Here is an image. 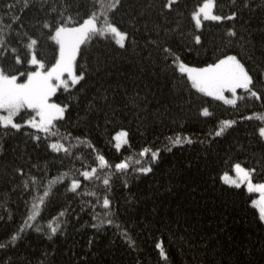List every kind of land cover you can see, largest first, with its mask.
Segmentation results:
<instances>
[{
    "label": "trees",
    "instance_id": "obj_1",
    "mask_svg": "<svg viewBox=\"0 0 264 264\" xmlns=\"http://www.w3.org/2000/svg\"><path fill=\"white\" fill-rule=\"evenodd\" d=\"M167 2L119 0L110 18L127 33L124 44L111 33L82 43L74 71L84 75L52 96L68 105L59 135L0 126V264H264L256 192L221 177L240 163L252 182H264V120L256 115H264V99L238 88L236 103L226 104L192 87L178 65L202 67L235 55L264 95V0H214L223 19H201L199 28L191 12L201 0H173L165 8ZM93 4L0 0V67L33 71V51L50 66L58 46L44 21H82ZM28 37L37 40L33 50ZM30 113L22 109L16 120ZM225 120L233 123L215 134ZM119 130L126 141L118 149ZM176 135L188 139L171 144ZM53 139L68 151L48 147ZM144 148L159 149L157 158L151 151L142 156ZM121 160L128 167L116 169ZM93 167L85 178L83 170ZM74 178L80 184L71 188ZM38 195L43 202L33 207Z\"/></svg>",
    "mask_w": 264,
    "mask_h": 264
},
{
    "label": "snow or ice",
    "instance_id": "obj_2",
    "mask_svg": "<svg viewBox=\"0 0 264 264\" xmlns=\"http://www.w3.org/2000/svg\"><path fill=\"white\" fill-rule=\"evenodd\" d=\"M119 4V0H94L92 10L89 14L85 15L82 21H72L69 16L66 20H58L54 24L49 21H44V27L48 28L51 32L50 38L55 41L58 46L55 61L50 66H46L42 59H37L35 52L33 51L28 58V64L34 65V71H27L24 74L19 72L15 74H9L2 67H0V126H11L13 129H21L22 125H30L32 129L38 130L45 134L46 138H50L51 135H59L58 131H55L56 124L60 118L65 116V109L68 105H62L55 103L50 99L53 93L57 91L59 86H63L65 89L70 88L76 84L84 75L80 72L79 75L74 71V62L76 61L77 52L80 49L83 42L91 39L94 35L105 36L109 33L117 37V43L123 45L124 38L127 36L126 32L120 31V29L111 22L110 10L115 9ZM172 6V0H168L164 4L165 8ZM214 0H201L195 6V10L191 12L192 19L195 22L197 28L201 26V18L211 20H221L223 17L216 15L214 12ZM236 13H230V16H235ZM15 19V17H14ZM229 32L232 29H228ZM2 32V29H0ZM195 39L199 41L200 37L196 36ZM3 40V36L0 35V41ZM37 44V40L34 37H28L26 47L29 50H33ZM170 51V49H166ZM15 52V49H13ZM16 62L21 63V57L17 55L15 57ZM177 63V60L173 61ZM179 71L181 73H187L188 79L192 83V87L198 89L200 92H205L209 96L219 97L226 104L236 103L237 89H244L247 94L256 99H264V95L255 91L252 88V76L249 74L245 65L240 62L235 55H223L219 59H216L214 63H207L202 67H193L185 64L183 61H179ZM46 69V70H45ZM19 77V79H18ZM26 77V78H25ZM229 89L232 92V97L224 95V90ZM22 109L31 110L32 115L28 119L22 120V123L16 122L14 117L17 116ZM204 113L208 112V108L205 107L201 110ZM261 120H264V115L256 114ZM233 121H222V126L217 128L215 134H219L223 131V126L232 124ZM259 134L264 136V126L258 129ZM119 135V134H118ZM39 139V135L33 137ZM188 139L185 136L183 139L180 135H176L175 138H170L171 144H182L184 140ZM48 147L56 149H64L68 151V146L61 143L60 140H51ZM116 147L119 149L120 144L117 143ZM151 151L148 148L141 149L140 154ZM160 150L151 151L152 159L157 158V153ZM97 159L100 161L101 166L106 165L107 161L103 155H99ZM128 164L125 160H121L116 163V169L127 168ZM236 169L237 176L235 179L229 180V183H239L246 181L249 190L256 189L260 193L259 201H252L253 204H257L259 208L260 219L264 220V182L254 184L252 182L248 169L241 166L240 163L233 165ZM149 167L140 168L141 172H149ZM96 168L93 167L92 171L85 169L82 175L87 178L90 177ZM227 173L224 176L227 177ZM35 181V177L32 178ZM63 179V176L60 177ZM104 183L107 184L108 180L105 179ZM80 184L79 179H72L70 187L75 188ZM44 195H47V190ZM43 202V196L38 195L36 198L37 204ZM103 205L107 208L110 205L108 197L105 195L103 199ZM108 213L106 212L105 215ZM33 219L32 214L26 218V223L31 222ZM54 219L49 221V225L52 232H56V225ZM23 227V226H22ZM15 233L13 239H15ZM157 247H160L157 244ZM163 254V253H162Z\"/></svg>",
    "mask_w": 264,
    "mask_h": 264
},
{
    "label": "rangeland",
    "instance_id": "obj_3",
    "mask_svg": "<svg viewBox=\"0 0 264 264\" xmlns=\"http://www.w3.org/2000/svg\"><path fill=\"white\" fill-rule=\"evenodd\" d=\"M173 1V0H172ZM201 19H204L203 17L201 18ZM113 35V34H112ZM114 36V38L116 39V41H117V37L115 36V35H113ZM124 40H125V38H124ZM179 65V64H178ZM46 70V69H45ZM34 71V70H33ZM187 74V73H186ZM60 87H63V86H59L58 88H60ZM57 88V89H58ZM205 93V92H204ZM54 94V93H53ZM207 94V93H206ZM224 95L225 96H228L229 98H231L232 97V92H231V90H229V89H225L224 90ZM238 92L236 93V96H237V98H238ZM53 96V95H52ZM214 97V96H213ZM216 98H219V97H216ZM50 99L52 100V101H54L53 99H52V97H50ZM220 99V98H219ZM237 100V99H236ZM55 103H57L56 101H54ZM59 104V103H58ZM0 111H3V110H0ZM17 115H18V113H17ZM32 115V113H30L28 116H27V118L26 119H28L30 116ZM14 119L16 120V117H14ZM16 122H18V123H22V120L21 121H18V120H16ZM22 126H29V127H31L30 125H22ZM264 126V125H263ZM119 134V135H118ZM113 139H114V144H115V147H116V144L117 143H119L120 144V146L126 141V132L124 131V130H119V131H117L115 134H114V137H113ZM242 166V165H241ZM149 167V166H148ZM243 167V166H242ZM243 168H245V167H243ZM246 169V168H245ZM224 173H227L228 175H227V177H225L224 176ZM222 175H221V177H222V179H223V181H225V182H227V183H229V180H232V179H235L236 178V176H237V172H236V169L233 167V170L231 171V172H224ZM254 184H256L255 182H253ZM230 184H234V183H230ZM239 184H244L246 187H247V189H249L248 188V184H247V182L246 181H244V182H239V183H236L235 185H239ZM251 191H254V192H256V195H255V197L252 199V201H254V200H256V201H259V197H260V193H259V191L258 190H256V189H253V190H251ZM254 206L258 209V211H259V208H258V206H257V204H254ZM260 215V214H259ZM264 221V220H263Z\"/></svg>",
    "mask_w": 264,
    "mask_h": 264
}]
</instances>
